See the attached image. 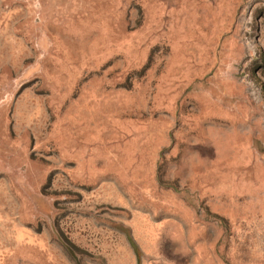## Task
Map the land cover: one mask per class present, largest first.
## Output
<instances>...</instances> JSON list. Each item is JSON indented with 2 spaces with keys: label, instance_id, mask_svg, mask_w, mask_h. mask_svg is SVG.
<instances>
[{
  "label": "rangeland",
  "instance_id": "rangeland-1",
  "mask_svg": "<svg viewBox=\"0 0 264 264\" xmlns=\"http://www.w3.org/2000/svg\"><path fill=\"white\" fill-rule=\"evenodd\" d=\"M0 264H264V0H0Z\"/></svg>",
  "mask_w": 264,
  "mask_h": 264
}]
</instances>
